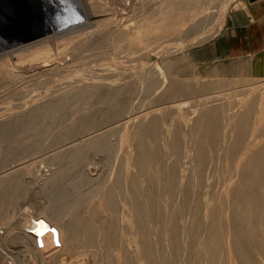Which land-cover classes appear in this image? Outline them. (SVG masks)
Returning <instances> with one entry per match:
<instances>
[{"label": "rangeland", "instance_id": "obj_1", "mask_svg": "<svg viewBox=\"0 0 264 264\" xmlns=\"http://www.w3.org/2000/svg\"><path fill=\"white\" fill-rule=\"evenodd\" d=\"M98 1L92 5L99 7L97 12L106 11V24L93 29L96 34L86 31L81 44L53 40L49 50L55 63L49 71L25 72L17 78L0 75V264H143L137 234L130 225L137 202L130 196L139 198L141 192L154 191L149 182L160 173V184L166 187L172 172L184 180L177 186L179 198L186 191L197 194L204 212L199 223L176 216L181 223L180 250L185 251L178 249L174 258L157 264H230V251L240 240L220 236L217 241L213 231L207 230L209 212L223 207L225 222L245 217L264 222V210L249 215L243 208L230 211V204L240 207L244 199L264 194L258 184L264 167L247 165L264 150V77L210 75L211 42L245 0H113L110 8H103L106 0ZM59 4L74 14V5L73 9ZM49 21L58 19L54 16ZM31 24L20 26L18 36L43 27ZM195 54L199 61L192 62ZM221 107L230 110L224 113ZM237 111L247 115L249 126L233 119ZM135 116L141 118L132 120ZM206 117L219 119L226 130L216 127L217 136ZM125 121L130 123L123 126ZM229 134L233 139L227 138ZM229 146H235V153L228 152ZM140 154L145 156L142 162L136 160ZM200 163L205 164L209 179L202 184ZM236 177L246 178V183L234 186ZM227 179L235 181L228 185ZM76 183H81L78 191ZM117 183L119 192L111 201L109 192ZM230 190L235 193L233 203L222 199ZM172 203L167 200L163 215L166 237L172 235ZM42 208L48 212L43 220L55 230L50 217L61 220L57 230H64L62 241L58 236L53 243L43 240L46 252L65 248L66 256L49 260L44 250L13 257L10 251L18 244L12 241V226L23 223L21 216L36 217L31 220L43 225L38 216L43 215ZM262 224L256 235L245 221L241 228L253 239L264 236ZM192 225L199 226L196 235ZM190 233L198 238L196 247L186 251L184 241L192 240ZM156 236L152 232L150 238ZM262 246L253 250L255 264H264Z\"/></svg>", "mask_w": 264, "mask_h": 264}, {"label": "bare ground", "instance_id": "obj_2", "mask_svg": "<svg viewBox=\"0 0 264 264\" xmlns=\"http://www.w3.org/2000/svg\"><path fill=\"white\" fill-rule=\"evenodd\" d=\"M59 2L69 4L70 8H73V9L75 6L76 12L74 11V14H73V12L71 11L73 14L71 16L70 13L66 12V11H68L67 9L65 10V8H61L59 6L60 5ZM94 2H96V0ZM94 2H92V0L90 3L87 2V0H43V1L39 0L37 3H40V6L42 5V7L40 9L41 11L38 14H36V16H34L32 18H35L36 21H39L41 26L43 25L42 28H39L37 30L32 29L31 32L27 30L26 34L18 36L17 32H18L19 28H17L15 25V27L12 26L13 28L6 29L5 33L3 34L4 36H2V38L4 39V41H3V39L0 40V75H13L15 78H17L18 75H22L25 72L26 73H33V72L35 73L36 71H39V70H48L49 71V67H52L53 63H55L50 58L51 50H49L50 49V43L53 40L62 39L64 42L65 41H73L74 42V40H76V41H79L78 43L81 44L83 42V41H81V39L85 35L88 34L86 31L90 30L92 34H96V31L99 30L101 27H103L106 24L105 21L103 22V20L106 18V14H104V13H106V11H103V12L98 11L97 12L95 10L96 9L95 7L97 5L96 6L92 5ZM101 2H102V0H101ZM101 2H99V3L101 4ZM106 3L108 5H105L103 8H105L106 6H108V8H110L111 4H113L114 1L113 0H106ZM106 3H104V4H106ZM49 4H52V9H54V10H51L49 8L50 7V6H48ZM70 8H69V10H70ZM43 11H45V12H43ZM48 15H55L56 18L58 19V21L56 23H51L49 21L50 17ZM93 29H96V31H94ZM92 31H94V32H92ZM55 34H58V35L55 36ZM52 35L54 37H52ZM69 46H70V44H69ZM25 53H27L28 55ZM34 55L35 56L37 55V56L35 57ZM64 61H66V60H64ZM27 65H29V66H27ZM148 86H149L148 89L153 87L152 85H148ZM152 89L153 88H151L150 90H152ZM249 99L250 98H248V102H249ZM241 100H244V101L243 102L239 101V102H242L244 104L246 103L245 99H241ZM250 103H251V101H250ZM205 105H204V107L208 106V105L207 106H205ZM241 107H243V106H241ZM200 108L202 109V107H200ZM215 108H218V107H215ZM212 109H214V108H212ZM218 109H217V111H218ZM226 109L230 110V108H227V107H226ZM226 109L224 110V108L222 109V107H221V110L223 112L225 111L224 113H226L228 111V110L226 111ZM214 112H216V110ZM214 112L211 113V115L214 114V117H216ZM223 112H221V114ZM242 113H244V112L242 111ZM238 114H239V112H238ZM216 115H218V113ZM219 115H220V112H219ZM223 115H225V114H223ZM138 117L141 118V116H135V117H132V120L133 119L136 120ZM213 118H209V117L207 118L206 117L207 121H209L208 125L210 127H212L213 129H215L216 127H221L222 125L220 126V121H218L219 119L218 120L216 119L217 120L216 121L217 123H216ZM235 118L238 119L239 123L244 122L243 124L245 125V127L249 126V122L247 120V115L245 113L234 116L233 119H235ZM263 121H264V117H263ZM129 123H130V121L129 122L125 121L122 124H124L123 126H126ZM232 123H234V122L232 121ZM236 124H238V123L235 122L234 125L236 126ZM217 129H219V128H217ZM222 129H224V128H222ZM215 130H214V133L217 132L216 135L218 136V131L217 130L215 131ZM224 130H226V129H224ZM209 132L211 133V131H209ZM221 132H222V130H221ZM224 133H228V132H224ZM230 133L232 134V132H230ZM223 134H222L223 137H225L227 135V134L226 135H223ZM235 134L237 135V133H235ZM238 134H240V133H238ZM208 135L209 134H207V136ZM216 135H214V136L217 137ZM220 135L221 134H219V136ZM229 135L227 136V138L230 137L233 139L234 136L231 137V135L230 136ZM232 135H234V134H232ZM212 138H214V137H212ZM236 140H239V139L237 138ZM206 141H208V140H206ZM230 141H229V143H230ZM175 143H177V142H175ZM207 144H209V142ZM231 144H234V143H232V141H231L230 145ZM173 145H174L175 149H176V147L179 148L178 146L175 147V144H173ZM204 145H206V144L204 143ZM209 145L211 148V143ZM227 145H228V143H227ZM239 145L237 147H239ZM73 146L74 145H72L71 147H66V148L63 147L59 150V152L69 150V149L73 148ZM207 147H208V151H209L210 148L208 145L206 146V148ZM230 147H232V146H229V149H227V150H228V152L233 153L234 152L233 150H235V148H234L235 146H233V149H230ZM205 151H206V149H205ZM212 151H211V153H212ZM211 153H210V155H211ZM254 157L256 159L251 161V163H248L247 165H251V164L253 165V163H255L254 165H259L261 167H264V150H262L259 154H257ZM210 158H211V156H210ZM144 159H145V156L140 154L136 160L142 162V161H144ZM203 164L200 163V167H199V169L201 170V172L199 173V175L201 174V179L199 178L198 181L199 182L201 181L200 182L201 184H202V182H205L204 180H206V181L209 180L208 177L205 175V169L203 167L205 164L204 165ZM244 164L245 163L242 164V167L245 166ZM142 172H144V171H142ZM259 174L261 177H258V184H260L263 188L264 187V174L262 175L260 172H259ZM142 176H145V175H142ZM161 176H162V174L160 173L158 176L152 177L153 179H151V182H149V184H152L153 187L155 188L154 191L148 190V191L143 192V193L141 192L139 195V198H136L133 194L130 196L131 200H135L137 202L136 207L135 206L133 207V216L130 218V225L134 226V232L137 234V240L139 243V247L142 250L141 262L143 264H157L158 262H162V260H164L168 257L174 258L176 256V250H178V249H179L178 250L179 252L185 251V250H180L182 247L181 246L182 242L179 241L180 240V233L179 232L181 229V223H179L177 221L176 216L182 217L183 220L193 218L194 221L198 222V219H200L201 214H203V212H204V210L202 209L204 206L202 207L200 204L203 201H201L199 203V199H198L199 197L197 194L190 193V191H186L184 193H180L181 194L180 198L177 195L176 192L178 190V187H177L178 183L184 182V180L182 178H177L178 176L174 172L170 173V175H169L170 177H168V179L165 177L166 181H167V185L165 187V186L160 184L161 182L159 180H160ZM223 176H224L223 179H225V175H223ZM255 176H258V175L255 174ZM54 178H56V176L53 177L52 180H54ZM245 179L246 178H239L238 179V177H236V180H237L236 182H234L235 180H232V179L228 180L227 179L226 184L230 185L229 183L234 182L233 185L237 184V186L240 187L241 184L246 183ZM2 181H4V180H2ZM198 181H196V182H198ZM81 183H80V185H78V183H76L78 186L76 187L75 191H78V189L81 188ZM75 186H72V187H75ZM222 186H223V184H222ZM203 191H200V192L203 193ZM118 192H119V184L117 183V186L114 187L109 192V197H110L111 201L116 200V195ZM204 192L208 193L206 188H205ZM226 192H228V191H226ZM230 192L231 193H228V195H226V199L223 197L224 195L222 196L223 201H228V202L230 201L231 203H233L235 193H232L233 191H231V190H230ZM65 194H67V192ZM74 194H75V192H74ZM202 196H203V194H202ZM200 199L202 200L203 198H200ZM204 199H206V201H207L208 198L204 197ZM167 200L169 203L173 202L171 205V210L175 213V215L173 216V219L169 220V222L171 223L170 228H171V232H172V235L170 237H168V236L166 237V235H165L166 233H164V229H163V215L165 214V206H167ZM179 200H182V204H180V205H179ZM244 200H245L244 202H242L238 205L240 207H235V205H237L235 203L233 205L230 204V211L235 212L237 210V212H238V208H243L245 210V212H247L246 214L249 215L250 212H254V213L256 212L257 213V212H261L262 210H264V194H262L261 196H258V197H253V198L244 199ZM208 201H210V200H208ZM209 204H211V203H209ZM112 205H113V203H112ZM215 208L216 209L218 208L217 209V211L219 210L218 213H217ZM215 208L214 209L216 212L215 211L213 212V210H214L213 209L212 212H209V214L207 213L209 215L208 218L210 220V225L207 227V230L210 233L213 231L214 236L216 235L215 237H217V241L220 240V236L224 237V238H227V237L230 238L232 236L233 237L236 236L240 240L238 246H236L233 250L230 251V255H231L230 256V264H255L252 253H253V250H260V249L262 250V247H263L262 245H264V240H263L264 236H262V235L254 236L253 239H250V236L245 235L246 233L244 232V228H241V226H242L241 223L243 221H245L247 224L246 226L250 230L253 231L251 234H254V235H256V231H257V229H259V226L262 223L259 224V221L255 220L253 218H250V217H245L246 219L244 218V220H240V219L235 218V219H232L230 222H225L226 218H225V215H223V212L225 211L224 208L223 207H216V206H215ZM41 210L43 211V215H38V216H39V219H44L43 218V217H45L44 214H46L48 212L45 208H42ZM144 210L146 211L145 212L146 215H144ZM211 216H213V220H214L215 224L211 223ZM31 219L32 220L36 219V217L25 218V216H21V218H19V220H21V222L23 221V223L25 222L24 225H21L23 223H16L17 224L16 227H15V225H14V228L12 226V229H11L12 236H13L12 241L18 245L16 247H14L12 251H10L11 253L10 252L9 253L11 255H13V257H15V258H20L23 256L26 257V255L28 253H32L33 255L34 254L38 255L39 253H43L44 250L46 249V247L44 245L45 243L43 241H34L27 235L28 232L26 229L30 230L32 227H33L32 229L36 228L37 230H38V228L42 227L43 231L46 230L43 226L44 224L39 225V222L36 223L37 220L35 222H33ZM47 219L49 220V218H47ZM215 220H217V221H215ZM49 221L52 222V224L54 225V228L56 227V230L53 229L52 234L48 238H46L44 241L47 242V240H50V241H52V243L54 241L56 242L57 240H54L56 238V236H58L59 240L62 241L64 230L63 231L59 230V229L57 230L58 223L60 224L61 220L59 221L58 219H56L54 217H50ZM27 222H29L30 224ZM220 222L223 224H221ZM33 225H35V227ZM262 225L264 226V222ZM64 228H66V231L71 232L70 227H64ZM198 228H199L198 225H192L191 232L194 233V232H196L195 230L198 231ZM66 231H65V233H66ZM151 231L154 234H156L157 236L154 238H150V235L152 234ZM193 233H190V235L192 236V240H190V242L184 241V246H185L186 251L192 249L193 247L194 248L196 247V240L198 237L195 235L197 234V232L195 233V235H193ZM262 233H264V232H262ZM12 245H14V244H12ZM53 247H55V246H53ZM22 248H24L25 250H23ZM66 252H67V249H65V248H60V249L59 248H57V249L53 248V249L48 250V252H46V250H45V253H47L46 255L48 256V257L46 256L45 258H48L49 260H60L61 257H63V255H65ZM5 256H6V254H5ZM199 257H200L199 255H196V259H198ZM30 260H31V258H30ZM74 263L75 262L70 261L69 264H74ZM60 264H61V262H60Z\"/></svg>", "mask_w": 264, "mask_h": 264}, {"label": "crops", "instance_id": "obj_3", "mask_svg": "<svg viewBox=\"0 0 264 264\" xmlns=\"http://www.w3.org/2000/svg\"><path fill=\"white\" fill-rule=\"evenodd\" d=\"M193 58L199 61L197 54ZM210 65V75L264 77V0H245L230 13L211 42Z\"/></svg>", "mask_w": 264, "mask_h": 264}, {"label": "water", "instance_id": "obj_4", "mask_svg": "<svg viewBox=\"0 0 264 264\" xmlns=\"http://www.w3.org/2000/svg\"><path fill=\"white\" fill-rule=\"evenodd\" d=\"M38 1L37 0H22V1L0 0V40L3 39L2 36H4L3 34L5 33L6 29H10L11 26L15 27L16 25V27L19 28L20 26L24 27L31 23L32 26L35 24L37 25V23H39V21H36L35 18H32L41 11L40 9L42 5L40 6V3H37ZM248 1L250 3H253L258 0H248ZM48 6H50L49 8L51 10H54L52 9V4H49ZM62 6L60 7L62 8ZM48 16L53 18L55 15H48ZM30 20H32V22Z\"/></svg>", "mask_w": 264, "mask_h": 264}, {"label": "built area", "instance_id": "obj_5", "mask_svg": "<svg viewBox=\"0 0 264 264\" xmlns=\"http://www.w3.org/2000/svg\"><path fill=\"white\" fill-rule=\"evenodd\" d=\"M40 221H43L44 228L46 229L45 231H43L42 227L38 228V230L36 228L32 229V230L26 229L28 232L27 235L34 241L45 240L46 238H48L52 234V231H53V227L50 223H48V221L43 220V219H41ZM33 226L35 227V225H33Z\"/></svg>", "mask_w": 264, "mask_h": 264}]
</instances>
